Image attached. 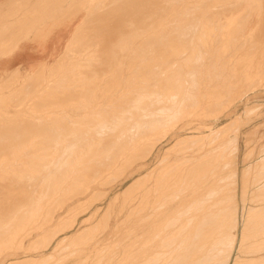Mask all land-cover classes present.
Wrapping results in <instances>:
<instances>
[{
  "label": "rangeland",
  "instance_id": "374dc122",
  "mask_svg": "<svg viewBox=\"0 0 264 264\" xmlns=\"http://www.w3.org/2000/svg\"><path fill=\"white\" fill-rule=\"evenodd\" d=\"M9 1L0 0V10L4 9L0 17L3 15L5 19L11 14ZM13 1L16 3L15 14H21L12 23L6 24V33L0 37L3 55L10 54L30 34L41 36L65 16L73 18L74 24L71 37L57 60L36 70L0 73V183H6L3 180L9 177L10 170V174L17 170L12 163L16 166L18 157L21 163H25V157L29 162L34 157L52 153L50 156L56 158L53 162L61 164L68 155L93 156L88 164L94 168L99 164V168L111 161L109 158H113L115 152L124 146L130 133L140 129L149 131L152 122L165 116L166 120L164 130L159 128L153 133L150 131V134L145 131V140L137 152L130 154L133 156L129 155V159L115 172L109 174L105 171L102 175L106 177L93 190L77 195V198L73 196V199L63 198L44 204L38 200V205L42 204L45 208L34 203L38 207L35 212L39 213L38 221L34 217L29 219L23 234L20 232V241L3 244L0 264H136L135 247L131 246L135 240L136 210L144 212L156 206L165 209L196 184L195 187L202 188L203 181L210 175L215 177L212 188L216 189L217 185L222 188L220 194L212 196L214 201H202L197 205L206 208L214 203L211 213L215 214L203 218L205 228H214L218 219L226 217L230 224L228 233H232L235 215L238 222L237 249H233L229 264L236 258L237 264H264V0H63L60 3L64 2L67 6L60 14L64 17L56 16L51 23L48 22L51 17H45L43 11L26 10L39 0ZM146 27L150 36L146 40L148 43L142 40ZM143 67L149 68L145 70ZM160 89L166 96L161 94ZM121 116H125L124 123L119 121ZM96 128L105 134H99L100 130L96 131ZM225 129L227 135L223 137ZM158 131L165 133L159 134ZM217 131L219 137H215ZM210 133H215V136ZM122 138L125 140L121 141ZM81 140L87 141L82 143ZM88 141L96 146L89 154L82 149L87 146H91L87 147L89 150L92 148L93 144H87ZM132 141L137 144L136 137ZM101 143L105 148H111L104 149ZM115 146L118 148L115 149ZM216 146H221V150L214 151V162H211V155L209 157L203 152ZM154 168H158V172L149 177ZM165 169L171 171L170 177ZM154 175H157L159 186L162 182L164 184L162 188L157 185L159 198L151 202L149 187L155 181ZM219 176L224 179L221 183L217 181ZM191 179L194 182H190ZM169 182L173 185L170 183V186ZM190 184L193 186L190 187ZM9 185L10 188L13 184ZM21 185L23 183L17 184L20 187L17 190L19 198L15 196L16 191L8 194V190L0 187V203L5 205L3 208L0 206V218L16 219L22 216V212L27 215L33 196L29 199L31 189ZM140 201L147 207L143 203L138 205ZM37 225L40 228L36 229ZM241 232L244 234L242 247ZM148 246L147 251L143 252V247L139 254L143 252L144 256L151 257L155 250ZM221 250L217 255L219 253L224 258ZM215 260L220 263V259L216 258L210 263L215 264Z\"/></svg>",
  "mask_w": 264,
  "mask_h": 264
},
{
  "label": "bare ground",
  "instance_id": "6f19581e",
  "mask_svg": "<svg viewBox=\"0 0 264 264\" xmlns=\"http://www.w3.org/2000/svg\"><path fill=\"white\" fill-rule=\"evenodd\" d=\"M155 1V0H154ZM160 1V0H159ZM106 2V1H105ZM146 2V1H144ZM177 2V1H176ZM198 2V1H197ZM115 3V1H114ZM192 3V2H191ZM118 4V3H117ZM134 4V3H132ZM141 4V2H140ZM180 4V3H179ZM182 4V3H181ZM187 4V3H186ZM110 5V4H109ZM108 5V6H109ZM174 5V4H173ZM178 5V3H177ZM115 6V5H114ZM130 6V5H129ZM144 6V5H143ZM162 6V4H161ZM105 7V6H104ZM127 7V5H126ZM177 7V6H176ZM188 7V6H187ZM148 8V7H147ZM164 8V7H163ZM179 8V7H178ZM133 9V8H131ZM146 9V8H145ZM187 9V8H186ZM108 10V9H107ZM150 10V9H149ZM158 10V9H157ZM160 10V9H159ZM118 11V10H117ZM113 12V10H112ZM158 12V11H157ZM115 14V13H114ZM141 14V13H140ZM163 14V13H162ZM181 14V13H180ZM102 15V14H101ZM166 15V14H165ZM110 16V15H109ZM118 16V15H117ZM139 16V15H138ZM145 16V15H144ZM143 16V17H144ZM162 16V15H161ZM127 17V16H126ZM160 17V16H159ZM151 18V17H150ZM126 19V18H125ZM144 19V18H142ZM147 19V18H146ZM145 19V20H146ZM172 19V18H171ZM189 19V18H188ZM124 20V19H123ZM130 20V18H129ZM144 21V20H143ZM169 21V20H168ZM191 21V20H190ZM145 22V21H144ZM104 23V22H103ZM102 23V24H103ZM108 23V22H107ZM164 23V22H163ZM99 24V23H98ZM132 24V23H130ZM144 24V23H143ZM165 24V23H164ZM192 24V23H191ZM142 25V24H141ZM146 25V23H145ZM148 25V24H147ZM154 25V24H153ZM169 25V24H168ZM172 25V24H171ZM101 26V25H100ZM132 26V25H131ZM137 26V25H136ZM143 26V25H142ZM105 27V26H104ZM186 27V26H185ZM127 28V26H126ZM159 28V27H158ZM163 28V27H162ZM165 28V27H164ZM178 28V27H177ZM141 29V28H140ZM170 29V28H169ZM183 29V28H182ZM190 29V28H189ZM104 30V29H103ZM106 30V28H105ZM119 30V29H118ZM139 30V29H138ZM143 30V29H142ZM141 30V31H142ZM147 30V27L143 33V42L145 43L146 40H149L148 37L149 34L146 32ZM155 30V29H154ZM157 30V29H156ZM180 30V29H179ZM235 30V29H234ZM101 31V30H100ZM120 31V30H119ZM150 31V30H149ZM132 32V31H131ZM159 32V31H158ZM165 32V31H164ZM179 32V31H178ZM134 33V32H133ZM141 33V34H142ZM160 33V32H159ZM162 33V32H161ZM170 33V32H169ZM107 34V32H106ZM113 34V33H112ZM125 36L126 34L123 33ZM136 34V33H135ZM163 34V33H162ZM185 34V33H184ZM213 34V32H212ZM129 35V34H128ZM157 35V34H156ZM160 35V34H159ZM210 35V34H209ZM121 36V35H120ZM123 36V37H125ZM136 36V35H135ZM162 36V35H161ZM168 36V35H167ZM214 36V35H213ZM106 37V36H105ZM108 37V36H107ZM141 37V36H140ZM158 37V36H157ZM163 37L165 38L166 36L163 34ZM194 37V36H193ZM127 38V37H126ZM131 38V37H130ZM172 38V37H171ZM170 38V39H171ZM177 38V37H176ZM179 38V37H178ZM157 39V38H156ZM162 39V38H161ZM168 39V38H167ZM122 40V39H121ZM159 40V38L157 39ZM163 40V39H162ZM141 41V39H140ZM165 41V40H163ZM161 41V43L163 42ZM172 41V40H171ZM177 41V40H176ZM101 42V41H100ZM121 42V41H120ZM147 42V41H146ZM169 42V41H168ZM108 43V42H107ZM133 43V42H132ZM137 43V42H136ZM148 43V42H147ZM109 44V43H108ZM124 44V43H123ZM155 44V43H154ZM168 44V43H167ZM171 44V43H170ZM111 45V44H110ZM117 45H118V42H117ZM127 45V44H126ZM129 45V44H128ZM134 45V44H133ZM138 45V44H137ZM148 45V44H146ZM200 45V44H199ZM108 46V45H107ZM154 46V45H153ZM180 46V45H179ZM99 47V46H98ZM127 47V46H126ZM131 47V46H130ZM135 47V46H134ZM157 47V46H156ZM159 47V46H158ZM176 47V46H175ZM187 47V46H186ZM112 48V47H111ZM128 48V47H127ZM146 48V47H145ZM143 49V50H146V49ZM150 48V47H149ZM153 48V47H152ZM124 49V48H123ZM129 49H132V48H129ZM128 49V50H129ZM155 49V48H154ZM172 49V48H171ZM118 50V49H117ZM126 50V51H128ZM137 50V49H136ZM161 50V49H160ZM130 51V50H129ZM139 51V50H138ZM156 51V50H155ZM163 51V50H162ZM177 51V50H176ZM181 51V50H180ZM113 52V51H112ZM145 52V51H144ZM161 52V51H160ZM179 52V50H178ZM184 52V51H183ZM123 53V52H121ZM128 53V52H127ZM126 53V55H127ZM131 53V52H130ZM135 53V52H134ZM139 53V52H138ZM154 53V52H153ZM171 53V52H170ZM115 54V53H114ZM147 54V52H146ZM156 54V53H155ZM158 54V53H157ZM156 54V55H157ZM181 54V53H180ZM179 54V55H180ZM113 55V53H112ZM122 55V54H121ZM159 55V54H158ZM184 55V54H183ZM123 56V55H122ZM146 56V55H144ZM161 56V55H160ZM112 57V56H111ZM178 58V57H177ZM120 59V58H119ZM162 59V58H161ZM106 60V59H105ZM110 61V60H109ZM193 61V60H192ZM112 62V61H111ZM191 62V61H190ZM149 64V63H148ZM111 65V64H110ZM120 65V63H119ZM132 65V64H131ZM190 65V64H189ZM148 66V65H147ZM146 66V67H147ZM108 67V66H107ZM189 68V66H187ZM145 69V67H143ZM149 68V67H148ZM148 68H146L145 70H148ZM112 69V68H111ZM121 70V69H120ZM134 69H132L131 71H133ZM143 70V71H145ZM150 70V69H149ZM158 70V69H157ZM189 70V69H188ZM153 71V70H152ZM155 71V70H154ZM110 72V71H109ZM150 72V71H148ZM156 72V71H155ZM158 72V71H157ZM205 72V71H204ZM120 73V72H119ZM128 73V72H127ZM145 73V72H144ZM164 73V72H163ZM133 74V72H132ZM136 74V73H135ZM133 74V75H135ZM139 74V73H137ZM141 74V73H140ZM168 74V73H166ZM118 75V74H117ZM128 75V74H127ZM160 75V73H159ZM120 76V74H119ZM180 76V75H179ZM118 77V76H117ZM128 77V76H127ZM141 77V76H140ZM122 78V77H121ZM119 79V78H118ZM117 80V78L115 79ZM121 80V79H120ZM142 80V79H141ZM140 81V80H138ZM122 82V81H121ZM129 82V81H128ZM150 82V81H149ZM148 82V83H149ZM153 82V80H152ZM155 82V81H154ZM162 82V81H161ZM172 83V82H171ZM169 83V85L171 84ZM111 84H112V81H111ZM114 84H117V83H114ZM127 84V83H126ZM130 84V83H129ZM174 84V83H173ZM172 84V85H173ZM178 84V83H177ZM132 85V84H130ZM113 86V84H112ZM174 86V85H173ZM109 87V86H108ZM141 87V86H140ZM176 87V86H174ZM173 87V88H174ZM115 88V87H114ZM118 88V86H117ZM143 88V87H142ZM169 88V86H168ZM141 89V88H140ZM177 89V87H176ZM179 89V87H178ZM98 90V89H97ZM113 90V89H112ZM147 90V89H146ZM145 90V91H146ZM161 90V89H160ZM174 91H176L175 89H172ZM149 91V90H148ZM153 92V91H152ZM106 93V92H105ZM150 93V92H149ZM154 93V96H155V92ZM226 93V92H225ZM241 93V92H240ZM101 94V93H100ZM109 94V93H107ZM112 94V93H111ZM133 94V93H132ZM161 94L162 95H165L166 96V93L163 92L161 90ZM161 94H158L161 96ZM171 94V93H170ZM224 94V93H223ZM103 95V94H102ZM131 95V94H130ZM157 95V96H158ZM180 95V93H179ZM233 95V94H232ZM159 96V97H160ZM102 97V96H101ZM176 97V96H175ZM95 98V97H94ZM162 99V96L160 97ZM103 99V98H102ZM132 99V98H131ZM136 99H138L136 97ZM166 99V98H165ZM135 100V98L133 99ZM147 100V99H146ZM136 101V100H135ZM145 101V100H144ZM160 101V100H158ZM200 101V100H199ZM132 102V101H131ZM95 103V102H94ZM134 103V102H133ZM148 103V102H147ZM174 103V102H173ZM130 104V103H129ZM149 105V104H148ZM129 106V105H128ZM150 106V105H149ZM163 106V105H162ZM167 106V105H166ZM169 107V106H168ZM161 109V107H159ZM181 108V107H180ZM120 109H122L120 107ZM125 109V108H124ZM166 109V108H165ZM168 109V108H167ZM166 109V110H167ZM172 109V108H171ZM112 110V109H111ZM147 110V109H146ZM116 111V110H115ZM126 111V110H125ZM165 111V110H164ZM127 112V111H126ZM166 112V111H165ZM170 112V111H169ZM184 112V111H183ZM100 113V112H99ZM98 113V114H99ZM101 113H103L101 111ZM138 113V112H137ZM148 113V112H147ZM106 114V112H105ZM128 114V112H127ZM145 114V113H144ZM151 114V113H150ZM156 114V113H154ZM104 115V114H103ZM120 115V114H119ZM118 115V118H120ZM135 115V114H134ZM140 115V114H139ZM162 115V114H161ZM164 115V114H163ZM167 115V114H166ZM174 115V114H173ZM185 115V114H184ZM114 116V115H113ZM131 116V115H130ZM169 116V115H168ZM106 117V116H105ZM122 119L119 120L121 123H124L125 121V116H121ZM155 117V116H154ZM171 117V116H170ZM156 118V117H155ZM178 118V117H177ZM111 119V118H110ZM159 119V118H158ZM101 120V119H100ZM106 120V119H105ZM146 120V119H145ZM166 120V116L165 117H161L159 120H156L154 122H152L151 124V127L149 128V134H150V131H152L153 133V130L156 131V129H159L161 128V130H164L163 129V125L165 124ZM172 120V119H171ZM113 121V120H112ZM128 121V120H127ZM131 121V120H130ZM135 121V120H134ZM139 121V120H137ZM144 121V120H143ZM142 121V122H143ZM148 121V120H147ZM107 122V121H106ZM109 122V121H108ZM115 122V120H114ZM141 122V121H139ZM145 122V121H144ZM103 123V122H102ZM112 123V122H111ZM128 123V122H127ZM132 123V121H131ZM136 123V122H135ZM146 123V122H145ZM164 123V124H163ZM113 124V123H112ZM111 124V125H112ZM117 124V123H116ZM134 124V123H133ZM141 124V123H140ZM143 124V123H142ZM148 124V122L146 123ZM145 124V125H146ZM105 125V123H104ZM123 125V124H122ZM121 125V126H122ZM126 125V124H125ZM136 125V124H135ZM137 125H139L137 123ZM153 125V126H152ZM99 126V125H98ZM103 126V125H102ZM120 126V127H121ZM128 126V129L130 128L129 124H127ZM143 126V125H142ZM97 127V126H95ZM94 127V129H95ZM105 127V126H104ZM109 127V126H108ZM113 127V126H110V128ZM146 127V126H145ZM148 127V126H147ZM166 127H167V124L165 125V130H166ZM103 128V127H102ZM135 128V127H134ZM138 128H141L140 126ZM115 129V128H114ZM121 129V128H120ZM125 129V128H124ZM127 129V130H128ZM227 129V128H226ZM226 129H225V134L223 133V137L225 135H227L226 133ZM92 130V129H91ZM97 130H100V129H97L96 128V131ZM113 130V129H112ZM123 130V129H122ZM126 130V131H127ZM160 130V131H161ZM212 130V129H211ZM219 130V129H218ZM222 130V129H221ZM219 130V131H221ZM228 130V129H227ZM87 131V130H86ZM114 131V130H113ZM125 131V133H126ZM146 131V129H145ZM145 131H142L141 129L139 131H136L134 133H130L127 137V139L125 140V144L123 147H121L119 150H117V152H115L116 154L115 155H110L112 156L113 158H109V160L111 159V161H108L107 158L106 160L108 161V163L106 165H101V167L98 168V165L96 166L97 168H94L93 166H90L88 164V162H90L92 160L91 157L93 156H88L86 153V156H83V157H79V156H70L68 155V157L64 159V161H62V163H58V161H54L56 158L54 156L55 159H53V157H51L48 153L49 156H46V154H44L43 156H39V157H34L32 159L31 156H28V157H31V159L33 160H29V162H27V158L25 157V163H21V160L19 159V157L17 158L18 161H16V166L13 165L12 163V166L15 168H17V170L15 172H13V168H12V174H10L11 172V168L8 169L10 170L9 172L6 171V174L7 172L9 173V177L3 181H6V183L2 184L0 183V187L2 189H6L8 190V194L11 192V193H14L16 191V194L15 196L18 197V194H17V190L18 188L20 189V187H17V184L19 183H23V186L21 185V187H27L26 189H31V193H30V197L29 199L32 198V201L30 202V205L28 206L29 210H27V215H25L26 213L22 212V216L20 217H17L16 219H9L8 217L6 216H2L0 218V236L3 237V239L1 240V237H0V248L3 246V244H7V245H10L14 242H16L17 240H19L20 236L23 234L22 230L25 229L27 226H28V221L29 219L33 218L36 222L38 221L37 218H38V212H36V209L38 208L37 206H41L40 204L38 205L39 202H37L38 200H41V202L43 201V204L45 202H56V201H59L60 199H63V198H72L73 196H76V197H73V198H77V195L79 196L80 194H84L86 192H89L90 190H93L95 185L98 184L101 180H103V178H105L106 176H103L102 174L105 172V171H109L107 173L111 174L112 172H115V170H117L119 167L122 166V164L124 162H126V160L129 159V155L130 154H133L135 151L137 152V148L140 146H142V143H143V137L144 135H146ZM146 131V132H147ZM89 132V131H88ZM87 132V133H88ZM99 132V131H98ZM104 131H102L101 133V130H100V133L99 134H105L103 133ZM164 132V131H163ZM229 132V131H227ZM117 133V132H116ZM156 133V132H155ZM157 133H162V132H157ZM165 133V132H164ZM162 133V134H164ZM167 133V132H166ZM28 134V133H27ZM114 133H112L113 135ZM121 134V133H120ZM157 134V135H159ZM213 135V133H210ZM209 134L210 138L212 137L211 135ZM218 134V131L216 132V136H215V133L213 136L215 137H219ZM221 134V132L219 133ZM117 135H119L117 133ZM156 135V136H157ZM222 135V134H221ZM83 136V135H82ZM91 136L93 137V134H91ZM108 136V135H106ZM120 136V135H119ZM150 136V135H149ZM164 136V135H163ZM208 136V134H207ZM88 137V136H87ZM95 137V136H94ZM111 137V136H110ZM126 137V136H125ZM124 137V138H125ZM136 137V140H137V144L134 145V142L132 140H134ZM214 137V138H215ZM24 138V137H23ZM76 138V137H75ZM84 137H82L83 139ZM86 138V136H85ZM100 138V137H99ZM103 138V137H102ZM107 138V137H106ZM148 138V137H147ZM213 138V137H212ZM108 139V138H107ZM197 139V138H196ZM201 139V138H200ZM217 139V138H215ZM213 139V140H215ZM90 140V138H89ZM114 140V139H113ZM123 140V138L121 139V141ZM123 140V141H124ZM145 140V139H144ZM199 140V139H198ZM24 141V140H23ZM82 143H84L85 141L87 140H81ZM84 141V142H83ZM95 141V140H94ZM99 141V140H98ZM103 141H108V140H103ZM102 141V143H103ZM120 141V142H121ZM141 141V142H140ZM183 141V140H182ZM196 141V140H195ZM74 142V141H73ZM101 142V141H100ZM133 142V143H132ZM136 142V141H135ZM184 142V141H183ZM193 142V141H192ZM49 143V142H48ZM59 143V142H58ZM76 143V141H75ZM80 143V142H79ZM87 144H91L89 141L86 142ZM85 143V145H87ZM102 145V148L104 146V149L105 148V145L108 144V142H104L105 145ZM110 143V142H109ZM116 144H118L117 142H115ZM114 143V145H115ZM124 143V142H123ZM122 143V144H123ZM178 143V142H177ZM186 143V142H185ZM191 143V142H190ZM47 144V143H46ZM93 144V143H92ZM100 144V143H99ZM120 144V143H119ZM65 145V144H64ZM63 145V146H64ZM101 145L100 146V149H101ZM110 145V144H109ZM69 146V145H68ZM71 146V145H70ZM121 146V145H120ZM152 146V145H151ZM174 146V145H173ZM52 147V146H51ZM61 147V146H60ZM76 147V146H75ZM75 147H73L72 149H75ZM88 147V146H87ZM85 147V148H87ZM91 147V146H89ZM88 147V148H89ZM95 143L93 144L92 148L89 150L88 148L85 149L82 147V149L87 152L88 151V154L91 152V151H94V148H95ZM109 147V146H108ZM114 146H112L113 148ZM172 147V146H171ZM32 148V147H31ZM111 148V147H109ZM107 148V150L109 149ZM118 148L115 146V149ZM51 149V148H50ZM65 149V148H64ZM80 149V151L82 150ZM114 149V150H115ZM217 149L221 150V146H216V147H211V148H208V149H204V152L203 153H207L208 156L211 155L212 157V154L214 153V151ZM33 150V149H32ZM67 150V149H66ZM69 150V149H68ZM76 150V149H75ZM87 150V151H86ZM106 150V151H107ZM112 150V149H111ZM219 150V151H220ZM35 151V150H34ZM54 150H52L53 152ZM57 151V150H56ZM62 151V150H61ZM74 151V150H73ZM79 151V153L81 154V152ZM116 151V150H115ZM215 151V153H217ZM4 152V150H3ZM27 152V151H26ZM48 152V151H47ZM55 152V151H54ZM53 152V153H54ZM63 152V151H62ZM70 152V151H69ZM105 152V151H104ZM151 152V151H150ZM57 153V152H56ZM72 153V152H71ZM112 153V152H110ZM202 153V152H201ZM202 153V154H203ZM219 153V152H218ZM6 154V153H5ZM21 154V153H20ZM60 154V153H58ZM57 154V155H58ZM82 154H83V151H82ZM84 154V155H85ZM96 154V152H95ZM195 154V153H194ZM193 154V155H194ZM199 154V153H198ZM54 155V154H53ZM52 155V156H53ZM78 155V154H77ZM94 155V154H93ZM97 155V154H96ZM188 155V154H187ZM191 155V154H190ZM192 155V156H193ZM197 155V154H196ZM215 155V154H214ZM213 155V156H214ZM18 156V155H17ZM62 156V155H61ZM81 156V155H80ZM133 156V155H132ZM130 155V157H132ZM195 156V155H194ZM194 156L192 157V159L194 158ZM200 157H202L201 155H199ZM205 156V155H204ZM203 156V158H204ZM4 157V156H3ZM15 157V156H14ZM57 157V156H56ZM63 157V156H62ZM109 157V156H108ZM198 158V156H195ZM207 157V156H206ZM210 157V156H209ZM13 158V157H12ZM10 158V159H12ZM20 158H23V157H20ZM59 158V157H58ZM89 158H91V160L89 161ZM102 158V157H101ZM100 158V159H101ZM190 158V157H189ZM30 159V158H28ZM95 161L97 160V158H94ZM93 159V161H94ZM103 159V158H102ZM164 159V158H163ZM191 159V160H192ZM195 159V158H194ZM193 159V160H194ZM202 159V158H201ZM214 158L212 157L211 159V162ZM15 160V159H14ZM162 160V159H161ZM192 160V161H193ZM203 160V159H202ZM205 160V159H204ZM208 160V159H206ZM94 161V162H95ZM103 161V160H102ZM106 161V162H107ZM186 161V159H185ZM7 164L9 163L8 161H6ZM17 162H20V164L18 163L17 165ZM100 162V160H98V163ZM105 162V161H104ZM190 162V161H189ZM214 162V160H213ZM162 163V162H161ZM207 163V161H206ZM210 163V161H209ZM159 164V163H158ZM199 164V163H198ZM210 164H213V163H210ZM156 165V164H155ZM5 166V165H4ZM3 166V167H4ZM9 167V165H7ZM6 166V167H7ZM11 166V165H10ZM209 166V165H208ZM207 167V166H206ZM212 167V165H211ZM210 167V168H211ZM156 168V167H155ZM152 169L151 172L149 173V177H152V175L158 171H156L157 169ZM3 169V168H2ZM162 169V168H161ZM168 169V168H167ZM208 169V168H207ZM160 170V169H159ZM172 170V169H171ZM209 170V169H208ZM5 171V170H4ZM3 171V173H4ZM166 171V169H165ZM165 171H164V174H165ZM170 171V170H169ZM169 171H166V174L168 172V176H169ZM201 171V170H200ZM203 171V169H202ZM163 172V171H162ZM171 172V171H170ZM2 173V174H3ZM189 173H190V170H189ZM195 173V172H194ZM191 174L192 171H191ZM190 174V175H191ZM197 174H198V171H197ZM5 175V174H4ZM183 175V173H182ZM2 176V175H1ZM8 176V175H7ZM146 176V175H145ZM157 176V175H156ZM155 175L153 177H156ZM163 176V175H162ZM166 176V175H165ZM186 176V175H185ZM193 176V175H191ZM196 176V175H195ZM194 176V177H195ZM211 177L207 178V180H204L203 181V185H202V188L201 186H197V187H193L191 188L190 190L186 192H184L182 195L183 196H180L178 198V196L175 198V199H179L178 201L174 202L172 204V202L168 199L167 201L170 203L169 204H172L170 205L169 207L165 208V209H158V207H149L150 209H147L145 210L144 212L141 211H137L136 210V213H137V216H136V227H134V237H135V240H134V243H132V248L133 246L135 247L134 251H136L135 256L136 257V264H147L148 261H151V264H211L210 262L212 261L213 258H216V259H220V263H219V260L218 262H215L216 263H219V264H229V260L231 258V255H232V252H233V249H234V246L235 244L237 243L236 240H237V235H236V232L238 231V222H237V219L235 218V215H234V226L235 229L231 232L228 233L229 229H230V224H229V221H227L226 217H222V219L219 221V219L217 220L218 221V224L213 228V227H209V228H205V225L203 224L204 223V220L203 218L206 217V216H209V215H212V214H215V213H211V211H214V203H210L206 208L205 207H202V208H199L197 205L202 202V201H206V202H210V201H214L212 199V196L214 195H218L220 194V190H221V185H217L216 186V189L212 188V184L215 180V177L210 175ZM170 177V176H169ZM168 177V178H169ZM188 177V176H187ZM2 178V177H1ZM161 178V177H160ZM167 178V179H168ZM183 178V177H180V179ZM197 178V177H196ZM4 179V178H3ZM165 179V178H164ZM179 179V180H180ZM184 179V178H183ZM188 180L190 178H187ZM224 179L222 178V176H219L217 181L218 183H221ZM157 181L159 182L158 178L156 177L155 178V181H151L152 182V185L149 187L150 188V192L152 193V198L151 199V202L153 201H156L157 198H159V193L156 191L158 190L157 189ZM161 181V180H160ZM167 181V180H165ZM183 181V180H182ZM193 180L191 179L190 182H192ZM138 182V181H137ZM150 182V183H151ZM173 182V181H172ZM184 182V181H183ZM189 182V183H190ZM194 182V181H193ZM133 183V182H132ZM171 182H169V185H170ZM9 184H13L11 185V187L9 188ZM162 184H164L162 182ZM160 183V186L159 188H162ZM172 184V183H171ZM188 184V183H187ZM194 184V183H193ZM17 189H16V187ZM41 185H44L41 187ZM130 185V184H129ZM173 185V184H172ZM170 185V186H172ZM189 185V184H188ZM192 184H190V187H191ZM5 186H8V187H5ZM14 186V188H13ZM19 186V185H18ZM131 186V185H130ZM128 186V187H130ZM133 186V185H132ZM168 186V188L170 187ZM179 186H180V181H179ZM186 186V185H185ZM193 186V185H192ZM189 187V188H190ZM173 189V188H172ZM187 189V188H186ZM148 189H146L147 191ZM162 190V189H161ZM166 190H168L166 188ZM171 190V189H169ZM168 190V191H169ZM184 190V188H183ZM1 191V189H0ZM14 191V192H13ZM124 191V190H123ZM127 191V190H125ZM124 191V192H125ZM160 191V190H159ZM166 191V192H168ZM174 191V190H173ZM176 191V190H175ZM162 192V191H161ZM139 193V192H138ZM147 193H149L148 191L146 192V197L147 196ZM182 193V192H181ZM33 194V195H32ZM168 194V193H167ZM166 194V195H167ZM176 194V192H175ZM175 194H173L175 196ZM179 194V193H178ZM177 194V195H178ZM137 195V194H136ZM172 195V194H171ZM180 195V194H179ZM86 196V195H84ZM82 196V197H84ZM133 196V195H132ZM142 196V194H141ZM168 196V195H167ZM131 197V196H130ZM144 197V196H143ZM145 197V198H146ZM9 198V196H8ZM19 198V197H18ZM72 198V199H73ZM169 198V197H168ZM79 199V197H78ZM139 199V198H138ZM141 201L143 200L142 197L140 198ZM149 198H147V201H148ZM166 199V198H165ZM173 200V198H171ZM65 200H68V199H65ZM71 200V199H70ZM77 200V199H76ZM125 200V199H124ZM134 200V199H133ZM36 201V202H35ZM69 201V200H68ZM140 201V202H141ZM144 201V200H143ZM163 201V200H162ZM161 201V202H162ZM166 201V200H165ZM63 202V201H62ZM60 202V203H62ZM75 202V200H74ZM78 202V201H77ZM133 202V201H132ZM131 202V204H133ZM36 205L37 203V206ZM47 203V205H48ZM128 203V202H127ZM141 202V204L138 203V205H145L146 203H143ZM167 203V202H165ZM163 203V206L164 204ZM78 204V203H77ZM136 204V203H135ZM134 204V205H135ZM149 204V203H148ZM159 204V202H158ZM46 205V207H47ZM150 205V204H149ZM156 205V204H155ZM154 205V206H155ZM166 206H168V203L165 204ZM0 206H2V208L5 206V205H2V203H0ZM43 206V205H42ZM128 206V205H127ZM146 206V205H145ZM144 206V207H145ZM162 206V205H161ZM206 206V205H204ZM210 206V207H209ZM143 207V206H142ZM143 207V208H144ZM147 207V206H146ZM27 208V209H28ZM43 208H45L43 206ZM127 208V207H126ZM138 208V207H137ZM41 209V208H40ZM141 209V208H140ZM146 209V208H145ZM212 209V210H211ZM263 212V211H262ZM218 214V212H217ZM116 215V214H115ZM115 217V216H113ZM117 217V216H116ZM263 217V216H262ZM41 218V217H40ZM225 218V219H224ZM45 221V219H43ZM42 221V220H41ZM264 221V220H263ZM31 222V221H30ZM50 222V221H49ZM82 222V221H81ZM249 223V222H248ZM41 224V222L39 223ZM44 224V223H43ZM49 224V223H48ZM201 225H202V228H201ZM39 226V227H38ZM207 226V225H206ZM35 227V226H34ZM40 228V225H37L36 226V229ZM43 227V226H42ZM93 227V226H92ZM243 228V227H242ZM245 229V228H244ZM243 229V230H244ZM28 230V229H27ZM35 231V230H34ZM112 231V229H111ZM22 234H21V233ZM45 233V232H44ZM108 233V232H107ZM112 233V232H111ZM242 233V232H241ZM27 234V232H26ZM29 234V233H28ZM78 234V233H77ZM80 234V233H79ZM81 234H83L81 232ZM63 235V234H62ZM109 235V234H108ZM75 237V236H74ZM79 237V236H78ZM242 241H241V247H242V242H244V234L242 233ZM66 238V237H64ZM107 239H109L107 237ZM66 241V239H63V241ZM70 240V239H69ZM105 240V239H104ZM241 240V239H240ZM239 240V241H240ZM20 241V240H19ZM23 241V240H22ZM63 241H61V243L63 244ZM82 242V241H81ZM79 243V242H78ZM98 243V242H97ZM59 244V243H58ZM57 244V245H58ZM62 244L58 245V246H61ZM76 244V243H75ZM83 244V243H82ZM6 245V247H7ZM22 244H20V247H21ZM68 245V244H67ZM77 245V244H76ZM148 245H150L152 251L155 250L154 253L151 254V257H146L143 255V252L149 247ZM148 246V247H147ZM161 248H160V247ZM240 246V245H239ZM27 247V246H26ZM66 247V246H65ZM72 247V246H71ZM79 247V246H78ZM81 247V246H80ZM145 247V249L143 248ZM156 247L159 249L156 250ZM240 247V248H241ZM5 248V247H4ZM73 248V247H72ZM77 248V247H76ZM6 249V248H5ZM20 249V248H19ZM56 249V247H55ZM54 249V250H55ZM82 249V248H81ZM143 250V252L141 254L140 251ZM149 249V248H148ZM154 249V250H153ZM223 252H222V250ZM219 250H221V253H222V256L221 257L218 253V255L220 256V258H218V255H217V252H219ZM2 251V250H1ZM72 251V249H71ZM79 251V250H78ZM147 251V250H146ZM263 251V250H262ZM151 252V251H150ZM149 252V254H150ZM73 253V252H72ZM71 253V254H72ZM69 254V253H68ZM145 254V253H144ZM147 254V252H146ZM148 254V255H149ZM215 255L214 257H212V255ZM70 256V255H69ZM73 256V255H72ZM153 256V258H152ZM15 257V256H14ZM67 257V256H66ZM221 258H223V260L221 261ZM134 260V259H133ZM242 260V259H240ZM263 260V259H262ZM214 262V261H213ZM214 262V263H215ZM256 262V261H255ZM12 263V262H11ZM215 263V264H216ZM238 263V260L237 258L234 259L230 264H237Z\"/></svg>",
  "mask_w": 264,
  "mask_h": 264
},
{
  "label": "crops",
  "instance_id": "0c3cea01",
  "mask_svg": "<svg viewBox=\"0 0 264 264\" xmlns=\"http://www.w3.org/2000/svg\"><path fill=\"white\" fill-rule=\"evenodd\" d=\"M60 1L63 0H39L35 3V6H31V9L29 8L26 10L32 11L34 9H38L39 12L43 11V15L45 17H51V19L48 21L51 23L53 18L56 16L64 17L60 13H62V11L65 12L67 4L64 2L60 3ZM8 4V10H10L11 14L9 16L10 18L7 19H5L3 15L0 17V37L4 36L6 33V24L12 23L16 17L21 14H15L16 3L13 0H10ZM0 6H2V4ZM3 10H0V14ZM58 21L61 22L51 28H48L45 33H42V35L39 37H34L33 34H30L27 39L21 41L8 55H3V50L0 45V73L21 69L25 71L29 69L36 70L44 64H50L57 60L58 57L63 53L66 44L71 37L74 19H68L65 16V19ZM236 247L237 243L235 244L234 251H236Z\"/></svg>",
  "mask_w": 264,
  "mask_h": 264
}]
</instances>
